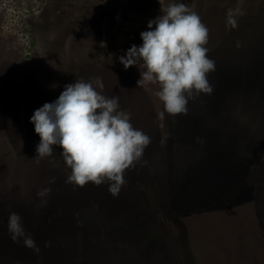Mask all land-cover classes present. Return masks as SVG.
<instances>
[{
  "label": "rangeland",
  "instance_id": "1",
  "mask_svg": "<svg viewBox=\"0 0 264 264\" xmlns=\"http://www.w3.org/2000/svg\"><path fill=\"white\" fill-rule=\"evenodd\" d=\"M171 3H184L209 29L205 47L216 70L208 74L214 87L212 94L195 96L191 107L187 106V115L172 116L165 112L160 119L164 105L155 95L159 86L137 85L140 71L145 69L139 66L125 69L118 58L131 46L142 45L140 33L149 30L148 22L159 17ZM236 8L244 13L237 16L239 26L245 17L264 15V0H0V100L25 99L31 102L25 110L35 111L43 103L54 102L66 85L100 78L103 89L95 83L93 87L106 97L119 98L120 109L130 113L134 120L130 122L133 127L215 132L216 126L205 127L195 115L217 114L220 109L216 103L228 100L230 76L223 65L230 46L238 48V27L231 29L227 25L226 13ZM228 148L232 151L224 153L220 147L216 151L196 149L193 164L187 158L179 159L184 162L185 172L191 175L187 183L194 187L191 191L209 195L220 204H209L213 207L208 208L204 205L205 208L187 214L184 221L189 235H177L181 251L177 256L173 253L161 256L162 264L171 257L169 264H193V254L196 264H264V210L251 199L229 205L223 199L230 192L217 189L208 192L205 189L209 188L208 179L198 180L201 166L196 167L195 162L205 160L207 155V161L214 162L207 164L208 174L222 167L242 172L243 162L239 163L238 157L243 158L248 152L238 155L237 148ZM262 151L258 157H264ZM257 166L259 159L251 167L253 179L250 177L249 182L259 191L256 180L264 184V176L257 178ZM11 262L16 263L13 259Z\"/></svg>",
  "mask_w": 264,
  "mask_h": 264
},
{
  "label": "trees",
  "instance_id": "2",
  "mask_svg": "<svg viewBox=\"0 0 264 264\" xmlns=\"http://www.w3.org/2000/svg\"><path fill=\"white\" fill-rule=\"evenodd\" d=\"M256 12L259 10L256 9ZM238 43L240 46L237 49L231 45L227 52L237 54L238 78L240 83H248L247 90L252 88V95L248 99L251 105H256L261 103L264 93L259 87L264 86V15L256 14L255 17H245L239 21ZM244 101L237 104V109L241 110L242 107V113L246 114L251 109ZM30 105V101L20 98L4 97L0 100V259L3 262L8 260V264H162L157 252V240L162 238V232L164 236L165 229L172 228L175 236L189 235L183 217L177 215L180 217L176 225L178 229L163 218L157 202V191L147 186L154 174L163 172L161 161L157 160L156 171L149 174L145 160L151 153H148L147 147L160 148L165 144L169 135L167 130H141L150 137L151 142L145 148L142 160L125 171L126 183L117 197L102 194L90 182L83 187L97 196L81 199L80 205L70 200L56 201L46 204L47 209L41 212L43 214L32 215L29 213L35 204L28 187L36 181L40 188L47 187L50 180L63 174L66 164L59 146H53L52 157H37L40 137L30 122L34 111L25 110ZM260 105L256 120L262 118ZM191 137L190 141L196 140L194 134ZM255 171L257 178L264 176V157H259V166ZM257 182L259 191L252 202L264 210V184ZM6 200L8 208L2 203ZM65 205L68 209H65ZM11 212L21 217L26 233L34 241L35 236H40L39 242L35 241L39 252L25 247L22 242L12 241L8 231ZM79 237L83 241L84 237L87 239L85 248H77L73 242L69 250L63 248L64 241H76ZM17 249L24 254V258L12 263L15 257L13 253ZM51 255L56 260H52ZM196 262V255L193 254L192 263ZM164 264H169L168 260Z\"/></svg>",
  "mask_w": 264,
  "mask_h": 264
},
{
  "label": "clouds",
  "instance_id": "3",
  "mask_svg": "<svg viewBox=\"0 0 264 264\" xmlns=\"http://www.w3.org/2000/svg\"><path fill=\"white\" fill-rule=\"evenodd\" d=\"M243 14L240 8L228 9L227 25L237 28V16ZM147 27L149 30L140 33L142 45L131 46L118 58L119 62L125 69L131 66L145 69L140 71L137 85L159 86L155 95L164 105L160 119L165 112L172 116L187 115L189 99L213 92L208 74L216 70V65L208 58L205 47L209 29L184 3L169 4ZM93 83L100 89L104 87L100 78L93 82L75 81L66 85L54 102L34 111L30 122L40 137L37 157H52L53 146H59L71 170L66 182L79 187L89 182L95 186L107 184L109 193L117 197L126 183L125 171L142 160L151 141L141 130L133 128L131 114L120 109L118 98L106 97ZM52 182L54 178L49 181ZM49 192L45 188L38 196L44 197ZM8 231L14 243L22 242L39 252L15 212L9 214Z\"/></svg>",
  "mask_w": 264,
  "mask_h": 264
},
{
  "label": "water",
  "instance_id": "4",
  "mask_svg": "<svg viewBox=\"0 0 264 264\" xmlns=\"http://www.w3.org/2000/svg\"><path fill=\"white\" fill-rule=\"evenodd\" d=\"M236 55L237 54L235 53L230 55L229 52L225 58L226 64L223 65L225 68L223 70H226V74L228 73L230 76V84L228 86V100H225L222 104L216 103V107L221 111L219 110V113L214 115H195L196 118L201 120V123L205 127L216 126L215 132L200 129L198 131L190 130V133H188L181 130L165 129L169 133L165 144L160 148L158 146L147 147L148 153H151L149 158L146 157L145 160L146 166H148L150 171L149 174L156 171L157 160L161 161L159 162L163 168L161 174L153 175L152 180L147 182V186L157 191V202H159V209L162 212V216L163 218H167L170 224L172 223L174 226L179 224L178 218H185L192 210L197 211L199 208L204 207V205L208 208L213 207L211 206L213 204H217V206L220 204L218 201H213L209 195L205 197L201 192H192L191 190L194 187L192 185H187V183H190L191 175L189 176V171L185 172L184 162L180 163L179 159L187 158L190 164H193L195 160L194 151L196 149L210 148L212 151H216L217 148L220 147L225 153V151H232L228 147H235L237 148L235 153L238 155L243 152H248L243 158L238 157V162H243L242 172L237 169L233 170L232 167H227L226 169L222 167V169L214 171L213 174H211L212 172L208 174L207 171L210 167L207 168V164H214V162L207 161L208 155L205 160L201 159L195 162L196 167L201 166L200 178L198 180L202 178L205 180L208 179L209 188H205L208 189V192H214L216 189L221 192H230L223 199V201L228 202L229 205L244 203L246 199L252 200L257 192V188L249 182V178L252 177L253 179V170H251V167L258 162V152L263 150L262 152L264 153V93L261 99L262 104L258 103L256 105H251V101L248 99L250 97L248 96L250 94L252 95V88L247 90L246 86L248 83H240V78H238L237 73L238 62L237 58L235 59ZM212 77V80L214 81L215 76ZM259 87L264 91L263 85H260ZM193 100V98L189 99L187 106L191 107V102ZM243 100H245V104L250 105L251 109L246 114L242 113V107L241 110L239 108L237 109V104ZM259 105V112L262 114V118L256 120V113ZM167 116L165 117L167 118ZM131 121L134 120L130 118V122ZM133 128L137 130L144 129L139 126ZM193 134L196 140L194 139L190 141ZM196 134H198V138L196 137ZM70 171V168L65 165L63 174L59 177H55L54 182L49 183L47 187L40 188L37 181L28 187L30 191L29 194L35 204L34 209L32 208L29 214H43L41 212L47 209L46 204L50 205L56 201L70 200L80 205L81 199H90L97 196L96 193H93L88 188L79 187L66 182L67 177L70 175ZM94 187L95 189H98V191H101L102 194H107L108 197L111 196L107 184L100 186L94 185ZM45 188L50 189V192L44 197L38 196V193ZM213 194L217 193L215 192ZM108 202L111 201L109 200ZM2 203L8 208L7 200ZM209 204L211 205L207 206ZM65 209H68L67 205H65ZM177 215L180 217H177ZM160 229L162 232V228ZM170 233L172 234L171 228L165 229L164 236L162 232V238L157 240L159 244L157 252L159 253L160 259L162 258L161 256H169L172 253L177 256L180 251V239L173 234L172 236ZM39 240L40 236H35L36 243L39 242ZM1 242L2 240H0V243ZM72 242L75 243L74 245H76L77 248H85L87 239L84 237L83 241L80 240L79 237V240L76 241L72 239L64 241L63 248L69 250L72 247ZM2 247L4 249L6 248L5 246ZM49 251L54 253L52 249H49ZM55 254L57 255L59 253ZM13 255L15 256L13 260L16 261V263L19 259L24 258V254L19 249H17L16 253H13ZM51 256L52 260H56L53 255ZM173 258L174 260L177 259L176 257ZM167 260H172V257ZM160 261H162V259ZM2 264H8V260H4V262L2 261Z\"/></svg>",
  "mask_w": 264,
  "mask_h": 264
}]
</instances>
